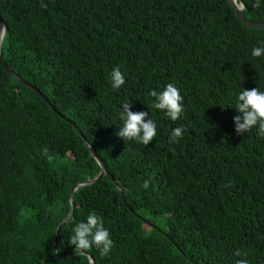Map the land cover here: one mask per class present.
I'll return each mask as SVG.
<instances>
[{"label": "trees", "instance_id": "trees-1", "mask_svg": "<svg viewBox=\"0 0 264 264\" xmlns=\"http://www.w3.org/2000/svg\"><path fill=\"white\" fill-rule=\"evenodd\" d=\"M243 2L248 20L264 22V0ZM41 3L0 0L4 61L59 113L0 64V264H91L88 255L95 264H264V138L257 128L237 135L233 120L243 89L264 91V55L252 56L264 29L242 23L228 0ZM117 66L125 84L114 91ZM169 83L184 97L176 121L148 95ZM125 102L156 123L147 147L117 135ZM68 121L116 183L103 176L75 191L55 254L72 187L100 171ZM92 212L114 241L107 257L69 243Z\"/></svg>", "mask_w": 264, "mask_h": 264}, {"label": "clouds", "instance_id": "clouds-1", "mask_svg": "<svg viewBox=\"0 0 264 264\" xmlns=\"http://www.w3.org/2000/svg\"><path fill=\"white\" fill-rule=\"evenodd\" d=\"M260 5L261 0H254L253 7L259 8ZM41 6L47 7L43 0ZM261 45L253 47V57L264 55V41H261ZM109 82L114 91L119 90L125 84V77L119 66L109 73ZM148 95L154 98L151 108L163 111L172 121L180 118L184 111L182 103L184 97L175 84L169 83L159 92L152 89ZM234 108L239 113L233 117L237 135L249 133L253 128H257V135L264 138V91L259 88L243 89L236 97ZM131 109L132 104L127 102L122 104L119 119L123 124L119 127L117 135L126 141H135L147 147L157 135L156 123L149 117L148 112H134ZM183 134L182 126L175 127L170 134L169 143H179ZM41 155L45 157L49 155L47 146L42 148ZM142 187L147 190L150 187V180H144ZM72 232L69 243L75 246L78 255L94 246L102 257H107L114 247L109 229L105 227L103 218L95 212L90 213L86 221L77 223ZM235 255L241 257L246 256L247 253L237 249ZM236 264H249V261L238 259Z\"/></svg>", "mask_w": 264, "mask_h": 264}, {"label": "water", "instance_id": "water-1", "mask_svg": "<svg viewBox=\"0 0 264 264\" xmlns=\"http://www.w3.org/2000/svg\"><path fill=\"white\" fill-rule=\"evenodd\" d=\"M229 4L231 5V7L234 9L236 15L239 17L240 21L242 23H244L247 27L251 28V29H264V22H253L251 20H248L245 17V8L246 5L243 2V0H228ZM6 33V28H5V23L4 21L1 19L0 17V64L2 65V67L20 84H23L27 87H29L30 89H32L34 92H36L42 99L44 102L48 103L51 108L54 110V112H57L56 108L51 105L49 103L48 98L36 87L34 86L31 82H29L28 80H26L25 78L21 77L20 75H18L17 73H15L13 70H11V68L7 65V63L4 61L2 53H1V43L3 40V37ZM58 113V112H57ZM59 114V113H58ZM71 125H74L71 121H68ZM75 129L77 130V132L80 134V136L82 137V139L84 140L86 146L89 148L91 155L96 159V161L98 162L99 166H100V171L98 173V175L94 178H88L86 180H82L80 182H77L71 189L70 192V202H71V211L70 213L63 218L54 233L53 236V245H54V253L57 254V245H56V239H57V235L59 233V229L61 227L62 224H64L67 220H69L76 209V204L74 201V193L75 191L83 186H87V185H91L94 182L98 181L99 179H101L103 176H108L114 183H116V181L113 179V176L110 174V172L108 171L105 162L103 161V159L100 157V155L95 151V149L91 146V144L89 143V141L85 138V136L82 134V132L79 130V128L77 126H75ZM117 189L119 191V195L123 201V203L125 204V206L134 214H137L127 203L125 196L123 194L122 189L117 186ZM138 215V214H137ZM140 216V215H138ZM143 218V217H142ZM145 222H149L148 220L145 219ZM90 262L91 264H95L94 259L89 256Z\"/></svg>", "mask_w": 264, "mask_h": 264}, {"label": "rangeland", "instance_id": "rangeland-1", "mask_svg": "<svg viewBox=\"0 0 264 264\" xmlns=\"http://www.w3.org/2000/svg\"><path fill=\"white\" fill-rule=\"evenodd\" d=\"M148 221H150V220H148Z\"/></svg>", "mask_w": 264, "mask_h": 264}]
</instances>
